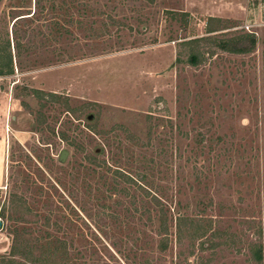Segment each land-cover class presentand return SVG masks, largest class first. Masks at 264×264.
<instances>
[{
    "label": "rangeland",
    "instance_id": "rangeland-1",
    "mask_svg": "<svg viewBox=\"0 0 264 264\" xmlns=\"http://www.w3.org/2000/svg\"><path fill=\"white\" fill-rule=\"evenodd\" d=\"M247 2L215 21L187 0H0V264H264ZM250 33V52L219 47Z\"/></svg>",
    "mask_w": 264,
    "mask_h": 264
},
{
    "label": "crops",
    "instance_id": "crops-1",
    "mask_svg": "<svg viewBox=\"0 0 264 264\" xmlns=\"http://www.w3.org/2000/svg\"><path fill=\"white\" fill-rule=\"evenodd\" d=\"M247 1L248 0H187V6L188 10L192 13L193 11H202L203 13H206L208 17L235 19L238 15L243 16L244 11L246 12V10H248ZM163 48H168L171 53V59L164 67V69H166L165 74L167 75L170 72L168 69H174L176 50L173 47H170V45L154 49Z\"/></svg>",
    "mask_w": 264,
    "mask_h": 264
},
{
    "label": "trees",
    "instance_id": "trees-1",
    "mask_svg": "<svg viewBox=\"0 0 264 264\" xmlns=\"http://www.w3.org/2000/svg\"><path fill=\"white\" fill-rule=\"evenodd\" d=\"M41 2L42 0H35L36 6H39ZM28 14H30L28 17L22 16V17L17 18L13 23V27L17 24L19 20L24 19V18H30L35 15V13L33 12H29ZM210 19L215 20V21H222V18L220 17H210ZM211 31H214V30L212 29ZM13 33L17 35V50L20 52L19 48L21 46V43L18 41L19 35L15 29ZM255 43H256V36L253 33H250V34H245V35H237V36H234L228 39L221 40V45L219 47L224 51L241 54V53L252 51L255 48ZM4 58L6 60L4 61V63L0 64V75L11 73L14 69L13 55H12L11 49L4 56ZM190 62L191 64H196L197 60L191 59ZM36 91L39 92L40 90H36ZM0 260H5V257L0 256Z\"/></svg>",
    "mask_w": 264,
    "mask_h": 264
},
{
    "label": "built area",
    "instance_id": "built-area-1",
    "mask_svg": "<svg viewBox=\"0 0 264 264\" xmlns=\"http://www.w3.org/2000/svg\"><path fill=\"white\" fill-rule=\"evenodd\" d=\"M6 189H7V186H5V185H0V197L3 196V194H4L5 191H6Z\"/></svg>",
    "mask_w": 264,
    "mask_h": 264
},
{
    "label": "water",
    "instance_id": "water-1",
    "mask_svg": "<svg viewBox=\"0 0 264 264\" xmlns=\"http://www.w3.org/2000/svg\"><path fill=\"white\" fill-rule=\"evenodd\" d=\"M67 152L66 151H63V153L61 154V160L65 159V156H66ZM2 226V223L0 221V227Z\"/></svg>",
    "mask_w": 264,
    "mask_h": 264
}]
</instances>
